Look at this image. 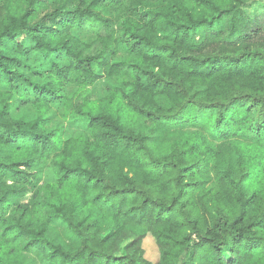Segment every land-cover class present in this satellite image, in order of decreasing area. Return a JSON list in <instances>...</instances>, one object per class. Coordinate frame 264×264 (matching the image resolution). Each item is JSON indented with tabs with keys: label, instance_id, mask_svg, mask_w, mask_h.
<instances>
[{
	"label": "clouds",
	"instance_id": "obj_1",
	"mask_svg": "<svg viewBox=\"0 0 264 264\" xmlns=\"http://www.w3.org/2000/svg\"><path fill=\"white\" fill-rule=\"evenodd\" d=\"M0 264H264V0H0Z\"/></svg>",
	"mask_w": 264,
	"mask_h": 264
}]
</instances>
